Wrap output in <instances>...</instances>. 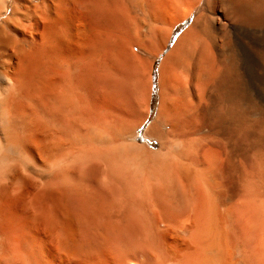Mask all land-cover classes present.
Listing matches in <instances>:
<instances>
[{"label":"bare ground","instance_id":"1","mask_svg":"<svg viewBox=\"0 0 264 264\" xmlns=\"http://www.w3.org/2000/svg\"><path fill=\"white\" fill-rule=\"evenodd\" d=\"M262 96L264 0H0V264H264Z\"/></svg>","mask_w":264,"mask_h":264},{"label":"rangeland","instance_id":"2","mask_svg":"<svg viewBox=\"0 0 264 264\" xmlns=\"http://www.w3.org/2000/svg\"><path fill=\"white\" fill-rule=\"evenodd\" d=\"M183 25V26H182ZM187 26V23H182L178 28L174 30V32L171 35V38L169 39V42L167 44V48L154 60L153 66H152V73H151V87H150V98H149V110H148V115L147 119L145 122L142 124V126L138 129V136L139 140L142 143H145L149 145V147H156V140L148 138L145 136L144 132L148 128V126L154 121L158 107H159V100H160V86H159V76H160V65L167 55L168 51L172 48L176 38L179 36L181 31ZM166 54V55H165ZM154 76V77H153ZM140 92H144V86L143 84L140 85ZM152 87H154L153 92H152ZM143 91V92H142ZM154 95H153V94ZM252 94V93H251ZM250 94V95H251ZM153 95V98H152ZM255 98V97H254ZM252 97V99L254 100ZM259 104L264 106V98L263 96L260 98ZM255 101V100H254ZM256 101H259L258 99ZM263 101V103H262ZM144 94L141 95L138 92V95L135 97V101L133 102V108L135 109L133 111L135 118H138L137 116H141V113L144 109ZM245 105V106H244ZM248 101H245V103L242 105V108L245 110L251 111V115L244 116L242 119H240L237 127V132L235 136H237V143H236V148L240 151L242 154H246L250 152L251 150L253 151L254 145H251L252 141H258L262 138V130L264 128V115H259L258 113H253L251 108L253 105ZM254 108V107H253ZM261 108V107H260ZM263 109V107H262ZM264 111V109H263ZM140 114V115H138ZM243 125V126H242ZM231 127H232V122H225V128H228L229 135L231 133ZM227 131V129H226ZM253 134V135H252ZM242 141H241V139ZM152 142V144H151ZM242 142V143H241ZM151 144V145H150Z\"/></svg>","mask_w":264,"mask_h":264},{"label":"trees","instance_id":"3","mask_svg":"<svg viewBox=\"0 0 264 264\" xmlns=\"http://www.w3.org/2000/svg\"><path fill=\"white\" fill-rule=\"evenodd\" d=\"M154 77V76H153ZM153 89H154V87H153ZM153 94V93H152ZM154 95V94H153ZM153 95H152V98H153Z\"/></svg>","mask_w":264,"mask_h":264},{"label":"water","instance_id":"4","mask_svg":"<svg viewBox=\"0 0 264 264\" xmlns=\"http://www.w3.org/2000/svg\"><path fill=\"white\" fill-rule=\"evenodd\" d=\"M152 92H153V87H152Z\"/></svg>","mask_w":264,"mask_h":264}]
</instances>
